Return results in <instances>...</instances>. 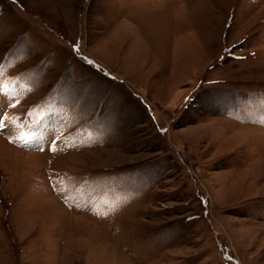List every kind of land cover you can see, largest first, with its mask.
Listing matches in <instances>:
<instances>
[{"label": "rangeland", "instance_id": "374dc122", "mask_svg": "<svg viewBox=\"0 0 264 264\" xmlns=\"http://www.w3.org/2000/svg\"><path fill=\"white\" fill-rule=\"evenodd\" d=\"M0 264H264V0H0Z\"/></svg>", "mask_w": 264, "mask_h": 264}, {"label": "bare ground", "instance_id": "6f19581e", "mask_svg": "<svg viewBox=\"0 0 264 264\" xmlns=\"http://www.w3.org/2000/svg\"><path fill=\"white\" fill-rule=\"evenodd\" d=\"M8 148V147H7ZM8 150V149H7Z\"/></svg>", "mask_w": 264, "mask_h": 264}]
</instances>
